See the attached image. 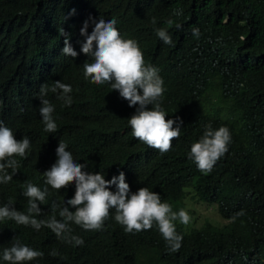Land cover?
<instances>
[{
  "label": "trees",
  "instance_id": "obj_1",
  "mask_svg": "<svg viewBox=\"0 0 264 264\" xmlns=\"http://www.w3.org/2000/svg\"><path fill=\"white\" fill-rule=\"evenodd\" d=\"M0 150V264H264V0H0Z\"/></svg>",
  "mask_w": 264,
  "mask_h": 264
},
{
  "label": "rangeland",
  "instance_id": "obj_2",
  "mask_svg": "<svg viewBox=\"0 0 264 264\" xmlns=\"http://www.w3.org/2000/svg\"><path fill=\"white\" fill-rule=\"evenodd\" d=\"M184 221L191 226L198 227L205 220H209L213 223L219 224L220 217L216 212L214 206H210L206 203L199 202L197 200H187L183 209Z\"/></svg>",
  "mask_w": 264,
  "mask_h": 264
},
{
  "label": "clouds",
  "instance_id": "obj_3",
  "mask_svg": "<svg viewBox=\"0 0 264 264\" xmlns=\"http://www.w3.org/2000/svg\"><path fill=\"white\" fill-rule=\"evenodd\" d=\"M17 159V156L16 159H13L12 157L4 155V151L0 150V163H15Z\"/></svg>",
  "mask_w": 264,
  "mask_h": 264
}]
</instances>
